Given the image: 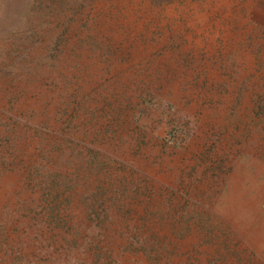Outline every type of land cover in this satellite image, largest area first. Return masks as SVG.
Here are the masks:
<instances>
[{"label":"rangeland","instance_id":"374dc122","mask_svg":"<svg viewBox=\"0 0 264 264\" xmlns=\"http://www.w3.org/2000/svg\"><path fill=\"white\" fill-rule=\"evenodd\" d=\"M0 264H264V0H0Z\"/></svg>","mask_w":264,"mask_h":264}]
</instances>
